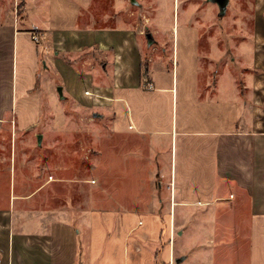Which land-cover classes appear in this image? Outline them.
Segmentation results:
<instances>
[{"label":"crops","instance_id":"1","mask_svg":"<svg viewBox=\"0 0 264 264\" xmlns=\"http://www.w3.org/2000/svg\"><path fill=\"white\" fill-rule=\"evenodd\" d=\"M19 2L0 0V113L11 99L14 113L24 112L18 100L35 87L40 50L50 35L64 51L105 46V32L86 36L90 32L80 23L99 0ZM175 23L170 46L145 40L144 49L130 31L122 37L112 29L113 76L106 63L101 67L113 86L87 87L113 101L107 132L108 118H100L96 154L98 170L105 173L111 163L112 189L97 178V186L80 187L85 201L42 211L38 195L47 186L76 179L52 176L19 194L11 188L0 209V264H166L158 235L142 234V228L161 226L175 210L240 193L250 200L249 230L236 262L264 264V29L247 32L236 45L248 54L246 67L259 66L261 76L248 72L236 86L228 70L219 84L210 81L200 89L197 38L191 45V28L180 27L178 18ZM223 87L232 96L216 95ZM90 181L84 183H95Z\"/></svg>","mask_w":264,"mask_h":264},{"label":"rangeland","instance_id":"2","mask_svg":"<svg viewBox=\"0 0 264 264\" xmlns=\"http://www.w3.org/2000/svg\"><path fill=\"white\" fill-rule=\"evenodd\" d=\"M136 1L139 2L138 6L129 0H99L82 14L86 21L82 19L80 23L84 22L85 25L77 27L84 32L89 30V34H84L86 36L105 32V36H100L105 39L102 48L101 45H92L64 51L61 49L63 44L55 42L53 36L46 38V46L40 50L35 87L29 91V97L18 100L24 112L15 114L16 106L11 99L10 108L0 113V209L6 206L11 188L14 194L31 191L38 182L52 176H70L77 182L65 180L47 186L38 195L42 211L56 209L61 204L73 206L78 200L85 201L80 187L88 189L97 186V178L102 182L101 186L111 191V163L105 173L103 169L98 170L96 154L97 134H100L102 127L100 118H108L104 125L107 132L113 101L94 88L87 87L91 83L94 87L102 84L113 86L105 78L101 67L106 63L108 76H113L115 66L111 47L108 48L110 44L112 46L110 33L113 28L121 30L124 33L122 37H125V31H130L144 49L146 25L156 43L163 41L170 46V38L173 36L174 39L171 32L178 16L180 27L191 28L188 32L192 40L187 37L188 42L192 45L194 38H197L200 89L210 81L214 83L216 80L219 84L217 80L222 79L228 70L231 72L230 78L235 77L236 86L239 83L242 85V78L248 72H255L259 76L263 74L259 66L246 67L248 54H245L247 57L243 56L244 52L238 50L236 45L247 32L264 29V0H229L223 14H220L217 4L210 0ZM181 32L185 35L186 30ZM241 45L244 50H249L250 44L247 42ZM159 48L162 49L161 46ZM158 53L152 52L150 59ZM168 60L166 65L170 67V58ZM59 85L62 86L63 98L59 97L57 91ZM262 86L264 89V82L259 89ZM86 90L90 95H86ZM216 95L225 97L232 96V93H227L223 87ZM39 133L42 138L38 143L36 136ZM104 139L112 145L111 133H107ZM87 178L95 183H84ZM229 197L213 199L196 208L175 210L174 218L170 213L161 226L142 228L140 232L161 238V258L167 261L166 264H238L236 261L240 259L242 246L240 241L249 230L246 221L250 200L245 193ZM109 201L105 200L106 203ZM30 202L29 206H32L33 201ZM23 205L14 202L16 210L22 209ZM163 205L167 206V203ZM232 244L234 249H231ZM176 258L181 260L175 262Z\"/></svg>","mask_w":264,"mask_h":264},{"label":"water","instance_id":"3","mask_svg":"<svg viewBox=\"0 0 264 264\" xmlns=\"http://www.w3.org/2000/svg\"><path fill=\"white\" fill-rule=\"evenodd\" d=\"M129 1H130V3H135L136 0H129ZM210 1L217 4L219 11H220V14L225 13L229 0H210ZM147 36H148V38H150L151 33L148 32ZM57 91H58L59 97L63 98L61 85L57 86ZM36 138H37V142L39 143L41 141L42 134H40V133L37 134ZM180 260H181V258H176L175 262H179Z\"/></svg>","mask_w":264,"mask_h":264},{"label":"flooded vegetation","instance_id":"4","mask_svg":"<svg viewBox=\"0 0 264 264\" xmlns=\"http://www.w3.org/2000/svg\"><path fill=\"white\" fill-rule=\"evenodd\" d=\"M131 4H134L135 6H138L139 5V2L138 1H135V3H131ZM177 21V19H176ZM145 30H144V33H143V36L145 38V40L149 43V45L151 46L152 44L155 43L156 39L154 38V36L152 35V33L150 31L147 30V26L145 25L144 26ZM150 32L151 33V37L148 38L147 36V33Z\"/></svg>","mask_w":264,"mask_h":264},{"label":"built area","instance_id":"5","mask_svg":"<svg viewBox=\"0 0 264 264\" xmlns=\"http://www.w3.org/2000/svg\"><path fill=\"white\" fill-rule=\"evenodd\" d=\"M34 39H36V37H35V36H34ZM85 92H89V91H87V90H86ZM89 93H90V92H89ZM86 95H90V94H86ZM91 181H93V180H91ZM139 223H141V222H139Z\"/></svg>","mask_w":264,"mask_h":264},{"label":"bare ground","instance_id":"6","mask_svg":"<svg viewBox=\"0 0 264 264\" xmlns=\"http://www.w3.org/2000/svg\"><path fill=\"white\" fill-rule=\"evenodd\" d=\"M176 10H177V9H176ZM177 18H178V16H177ZM177 18H176V19H177ZM173 31H174V29H173Z\"/></svg>","mask_w":264,"mask_h":264},{"label":"trees","instance_id":"7","mask_svg":"<svg viewBox=\"0 0 264 264\" xmlns=\"http://www.w3.org/2000/svg\"><path fill=\"white\" fill-rule=\"evenodd\" d=\"M159 239H161L160 237H159ZM161 243V242H160ZM163 264V263H162Z\"/></svg>","mask_w":264,"mask_h":264}]
</instances>
